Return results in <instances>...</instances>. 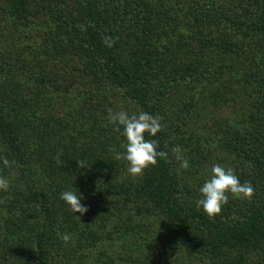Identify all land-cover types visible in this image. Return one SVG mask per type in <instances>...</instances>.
Returning <instances> with one entry per match:
<instances>
[{
  "label": "trees",
  "instance_id": "1",
  "mask_svg": "<svg viewBox=\"0 0 264 264\" xmlns=\"http://www.w3.org/2000/svg\"><path fill=\"white\" fill-rule=\"evenodd\" d=\"M109 108L167 158L133 178ZM213 164L254 192L210 218ZM0 177V264H264V0H0Z\"/></svg>",
  "mask_w": 264,
  "mask_h": 264
},
{
  "label": "clouds",
  "instance_id": "2",
  "mask_svg": "<svg viewBox=\"0 0 264 264\" xmlns=\"http://www.w3.org/2000/svg\"><path fill=\"white\" fill-rule=\"evenodd\" d=\"M115 43L114 39L105 38L104 44L111 48ZM122 91V90H121ZM108 123L116 126V131L124 137V142L120 145L122 152H117L116 160L123 159L127 162V171L136 178L143 174L149 166L158 163V158H167V153L159 151V142L154 139L162 131L163 125L158 116L148 112L138 114H129L126 110L113 111L107 109ZM115 151V149H112ZM182 149L179 146L172 148V153L180 161V167L183 170L190 168L188 159L181 155ZM80 167L87 166L83 161H79ZM2 163L5 167H10L15 161H9L3 158ZM9 182L6 178L0 177V190H7ZM254 189L249 183H242L232 168H225L220 164H213L210 169V178L206 179L199 188L200 199L196 201L198 209L202 208L203 212L210 218L219 214L226 204L229 197L239 199H251ZM80 193V192H79ZM68 207L69 210L83 216L88 211V207L82 203V193L78 194L72 190H65L60 193L59 197ZM59 239L65 244L71 241V235L58 233Z\"/></svg>",
  "mask_w": 264,
  "mask_h": 264
},
{
  "label": "rangeland",
  "instance_id": "3",
  "mask_svg": "<svg viewBox=\"0 0 264 264\" xmlns=\"http://www.w3.org/2000/svg\"><path fill=\"white\" fill-rule=\"evenodd\" d=\"M137 220H141V224L143 228H146L147 231L149 230H155L157 226H160V223L162 221V218L158 217L157 215L155 216L152 213H147L146 212H139ZM143 224H146L143 226ZM150 227V228H148Z\"/></svg>",
  "mask_w": 264,
  "mask_h": 264
}]
</instances>
